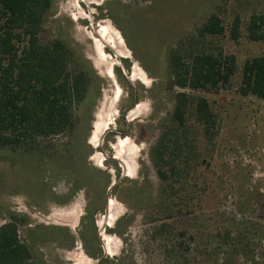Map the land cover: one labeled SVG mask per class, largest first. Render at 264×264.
Masks as SVG:
<instances>
[{
	"label": "rangeland",
	"instance_id": "1",
	"mask_svg": "<svg viewBox=\"0 0 264 264\" xmlns=\"http://www.w3.org/2000/svg\"><path fill=\"white\" fill-rule=\"evenodd\" d=\"M255 14L264 0H53L40 40L85 58L99 92L72 134L30 152L0 149V226L18 224L28 264H264V100L239 93L245 62L264 57V42L248 38ZM212 15L224 34L197 40ZM191 40L235 58L228 86H174L170 53L188 54ZM179 92L191 97L184 126L173 118ZM198 98L217 118L212 137ZM166 133L163 182L151 151ZM127 137L130 177L116 159Z\"/></svg>",
	"mask_w": 264,
	"mask_h": 264
},
{
	"label": "trees",
	"instance_id": "2",
	"mask_svg": "<svg viewBox=\"0 0 264 264\" xmlns=\"http://www.w3.org/2000/svg\"><path fill=\"white\" fill-rule=\"evenodd\" d=\"M52 7L53 0H0V149L30 152L39 147L40 139L72 134L79 126L80 110L99 92L100 77L85 58L60 39L41 42ZM247 31L251 41L264 42V15H253ZM224 32L221 19L212 15L197 30V40ZM230 36L235 41L240 38L239 18ZM195 41H190L188 54L186 50L183 55L182 48L170 53L174 86L191 91L228 86L237 72L235 58L200 51ZM239 93L264 100L263 56L245 62ZM190 102L186 92L175 96L173 118L180 126L185 124ZM196 113L206 134L214 136L217 118L206 99H197ZM167 136L169 133L151 151L163 182L171 177L163 170L168 164V146L164 145ZM31 257L29 248L20 240L18 224L11 219L0 226V264H28Z\"/></svg>",
	"mask_w": 264,
	"mask_h": 264
},
{
	"label": "flooded vegetation",
	"instance_id": "3",
	"mask_svg": "<svg viewBox=\"0 0 264 264\" xmlns=\"http://www.w3.org/2000/svg\"><path fill=\"white\" fill-rule=\"evenodd\" d=\"M137 78L138 77H136V80H140L144 84H147V82H145V79L144 80L143 79L141 80V79H137ZM128 140H129L128 137L127 138H122V139H120L119 143H117V148L120 149V155H119V157H116V159H120V160L123 161L124 166H125V169L127 171V176L130 177L131 172H132V168H131V170H129L127 168V166H126V163L124 162V160H126L127 157H129V155H131V153H128ZM110 201H109V208H110ZM110 212H111V209H110ZM109 219H110V213H109V216L106 217L105 218V221H103V222H104V225H106L107 227L112 228V226H113V220H112V223H110V220Z\"/></svg>",
	"mask_w": 264,
	"mask_h": 264
},
{
	"label": "bare ground",
	"instance_id": "4",
	"mask_svg": "<svg viewBox=\"0 0 264 264\" xmlns=\"http://www.w3.org/2000/svg\"><path fill=\"white\" fill-rule=\"evenodd\" d=\"M108 76H109L110 78H112V73H111V74H108ZM109 126H110V125H107V124H106V125L104 126L103 129L106 130V129L109 128ZM95 136H97V133H95ZM110 206H111L110 208H112V206H114L113 202H112V203L110 202ZM108 208H109V203H108ZM110 208H109V210H110ZM110 240H111V239H110ZM110 244H112V240L107 244L108 247L110 246ZM105 246H106V245H105Z\"/></svg>",
	"mask_w": 264,
	"mask_h": 264
},
{
	"label": "water",
	"instance_id": "5",
	"mask_svg": "<svg viewBox=\"0 0 264 264\" xmlns=\"http://www.w3.org/2000/svg\"><path fill=\"white\" fill-rule=\"evenodd\" d=\"M114 186H115V184H112V186L110 187L109 191H111Z\"/></svg>",
	"mask_w": 264,
	"mask_h": 264
}]
</instances>
